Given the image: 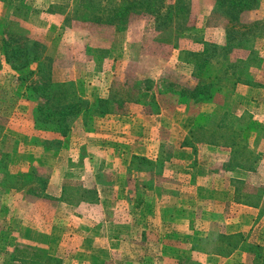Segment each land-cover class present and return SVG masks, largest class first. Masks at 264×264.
Segmentation results:
<instances>
[{
	"label": "rangeland",
	"instance_id": "374dc122",
	"mask_svg": "<svg viewBox=\"0 0 264 264\" xmlns=\"http://www.w3.org/2000/svg\"><path fill=\"white\" fill-rule=\"evenodd\" d=\"M210 1H212V7L207 24L222 28L221 16L218 17L214 1ZM114 2L117 3L118 0ZM166 2L172 4L174 0H166ZM105 4L110 3L97 0H69L66 6H60L58 3L52 5L48 3V0H0V27L5 38L12 37L14 46L36 44L35 50L48 65L44 69L45 75L47 76L51 70V80L54 83L62 79L73 80L75 89L77 88L83 98L92 99L90 92L103 85L107 86L108 94L113 92L124 100L123 114L134 111L132 108H138V106L143 109L145 115L155 114L160 108L157 105L159 101L161 106L164 105L162 102L174 105L176 98L172 94H167L168 90L178 91L180 88H190L194 82L191 77L193 66L190 67L191 74L188 75L189 71L186 72L184 66L176 61V51L173 46L188 48L186 41L201 38L203 30L196 29L194 11L209 6L197 0H190L187 25L191 33L190 37L186 38L189 34L173 35L172 28L164 30L162 28L160 31L161 27L156 26L154 19L145 12L130 14L126 24L122 25L116 21L117 24L108 25L106 22L113 12L108 11L110 7L115 6L112 4L109 7ZM93 16H99L101 22L99 24L93 22L91 20ZM253 20L264 23L262 0H259L253 11L244 16L245 22ZM128 38L131 41H126V39L129 40ZM223 39L224 30L221 42ZM242 47H236L228 55V61L224 64H239V61L242 63L243 60L252 58L249 63L247 61L248 72L245 76L253 79V85L249 87L255 90L249 98L246 89L235 88L236 97L232 99L240 104L239 109L249 108L247 114L253 118L256 116L258 119L254 118L255 120L264 122V34L255 41V53L250 54L249 51L242 50ZM32 69H36L35 64L32 65ZM102 73H112L110 82H107L108 78L107 81H101ZM148 76L154 78L149 79ZM33 78L37 80L40 77L34 74ZM16 85L15 73L7 65L2 66L0 68V98L3 104L0 101V110L9 115L13 122L24 120L26 115H31L33 107L43 104L42 100L32 103L15 100L11 95L15 92ZM257 91L261 92L256 93ZM200 105H203V112L214 111L218 119L220 117L226 119L222 110L212 108L211 104ZM48 107L54 113L58 111L56 103H49ZM9 116L5 118L0 116V127L3 128L0 153L8 155L3 164L0 158V180L4 185L9 184L4 176L5 169L12 174L29 173V175L30 170H33L34 174L32 177L29 176L33 184L24 187L23 191L4 194L2 198L0 192V264H30L28 261L21 263L20 260H23V256H29L28 253H34L30 251L33 247L36 252L51 254L61 262L60 264H162V258H173L172 261H177L174 262L175 264H206V261L208 264H264V141L254 146V151L261 155L260 169L254 174H241L242 177H246L245 181L235 183L241 199L248 201L249 195H259L261 198L260 212L256 219L252 218L251 213H245L241 224H238L235 229H229L230 231L241 229L244 235L240 233L221 236L218 234L220 230L226 232L228 229H225L226 225L222 228L220 224L219 229H213L209 239L203 236L193 237L185 235V232L177 231L180 233L179 246L182 248L169 249L168 242L164 244L163 238L158 239L152 236L158 231L155 213L148 223L150 232L147 238L137 235L141 228L140 221L134 228L125 222V207H129L125 198L127 192L135 191L136 188H128L133 184L125 169L129 156H124L126 153L122 143L117 145L113 142L106 144L109 145L108 147L105 145L96 147L98 149L95 153H91V147L77 152L74 157L76 159L71 164H80L81 168L90 166L91 169H95V173L90 172V176H86L82 184H78L77 179H72V175L69 174L71 178L67 180L76 185L66 184L62 186L59 193L49 194L46 193L52 171L49 165L53 163L55 166H60L63 157H60V164H58L54 156L50 157L41 150L45 147L53 150L58 147L53 143L55 141L46 140L47 137L53 136V131L58 130L52 124H38L40 130L46 131L44 134L40 133V136L46 139L29 140L26 130L17 136V140L10 135L12 130H7ZM190 116L194 118L193 114ZM190 116H187V122L190 121ZM68 122L72 125V118ZM91 124L92 121L88 122L84 128L88 130ZM222 124L225 126L224 122ZM148 125L154 128L152 133H156L162 140L166 138V131L159 130L158 133L157 128L154 127L155 121ZM243 136L246 140L251 138L247 130L243 132ZM85 137L81 135L79 141L87 144L89 142L85 141ZM107 139L112 140V137ZM249 142L251 143L250 139ZM32 145H35V150H39L34 158L28 156V153L18 152L20 147L21 151H27L33 148ZM111 147L112 149H108ZM107 150H109L108 153ZM111 150L114 154L110 155ZM166 151L169 152L171 149L165 147L163 158H160L159 163L150 162L153 164L150 169L155 171V176L160 175L162 159L168 156ZM89 155L95 158L93 163L88 160ZM228 163L231 165L233 161L228 159ZM134 164L137 165L139 162ZM67 165L78 169L76 166H71L69 162ZM228 176L230 174H227L225 178ZM73 177L78 176L75 174ZM94 181L98 183L96 190L90 186ZM156 192V190L153 191V193ZM99 198L101 201L96 203ZM81 202H88L91 206L80 205ZM138 212L139 210L134 214H140ZM154 212H156V205ZM112 219H116L119 225H113ZM131 229L134 230L130 235L132 240L128 241L133 243L134 246L131 248L135 251L127 255L124 252H112L111 249L123 250L130 245L113 240L125 238L126 234L129 236ZM235 235H239L235 238L239 240V243L233 242V245H237L236 247L230 244L232 239L229 241L230 238H228ZM124 238L122 240H125ZM171 246H177V244L171 243ZM191 248L198 253L191 254L188 250ZM212 251H217L219 254L216 252L213 254L220 255V258L211 257L210 259L209 256L213 255Z\"/></svg>",
	"mask_w": 264,
	"mask_h": 264
},
{
	"label": "crops",
	"instance_id": "0c3cea01",
	"mask_svg": "<svg viewBox=\"0 0 264 264\" xmlns=\"http://www.w3.org/2000/svg\"><path fill=\"white\" fill-rule=\"evenodd\" d=\"M68 1L69 0H48V3L52 5L58 3L60 6H66ZM197 2L209 6L208 8H199V10L194 11V16L196 17V29L203 30L200 35V41H195L194 39L188 40L186 41L187 43H185L189 45L188 48L179 46V49L175 50L176 61L184 66L186 72L189 71L188 75L191 74L190 67L192 65L179 60V51L188 50L199 52L203 49L202 42L219 44L223 37V26L222 28H215L207 24L212 1L197 0ZM262 2L264 3V0H262ZM46 17H48V15ZM49 17L52 16L49 15ZM4 39L5 36L2 34L0 27L1 67L5 65L2 60V45ZM128 39L129 40L126 39V41H131L130 38ZM193 47L196 48L194 49ZM102 74L101 81H107L108 78L107 82H110L109 78L112 73ZM148 77L149 79L154 78L153 76ZM56 82L74 83V81L70 79H62L61 81ZM240 88L246 89L245 91L249 98L255 90L252 89V87L245 85H238L236 87L237 90ZM107 89V86L103 85H100L99 89L95 88L93 92H90V96L93 97L92 99L89 97L91 100L83 98L77 88L76 92L79 97L94 103L97 99L109 97L110 94H108ZM260 92L257 91L256 93ZM223 97L224 91L217 92L214 105L221 104ZM235 97V95L232 96L233 99H235ZM248 100L249 99L247 98V101ZM162 104L164 105L161 106L160 101L158 102L157 105L160 108L152 115H145L143 109L138 106V108H132L134 111L129 112L128 114L96 117L92 120V124L89 126L88 130L84 128L82 118L76 117L72 119V125L74 126L69 124L70 131L65 137H62L58 131H53V136H51V138L47 137L46 139L43 136H40V133L44 134L46 131L40 130L38 123H35L32 115L29 114L26 115L24 120L21 119V121L17 120L14 122L8 115L9 121L7 122V130H12L10 135H13L15 139H17L18 135L22 134V131L27 130L29 140L34 138L46 139L48 141H55L53 143L58 145L54 150L47 147H45L44 150L41 148V151L44 154H48L50 157L54 156L56 162H59L58 164H60V157H63L60 166H55L53 163L52 165H49L52 167L46 188V193L48 192L49 194L59 193L62 186L66 184L76 185L74 183H69L67 180L71 178L69 174L72 175V179H77L78 184H82L85 181V177L90 176V172L95 173V169H91L90 166L87 168H81L80 164H71L72 161H75L76 158L74 157L77 152L84 151L83 148L88 149V147H91V153H95L98 149L96 147H103L104 145L108 147L109 145L106 144L113 142L117 143V145H121L122 143L126 153L124 156H129L125 169L129 173L128 178H130L133 184L128 188H136L135 191L132 190L130 193L127 192V197L125 198V201L129 205V207H125V222L130 227L134 228L137 227V224L140 221L141 228L137 235H140L143 238L148 237V233L150 232V230L148 231V223L151 221L154 213L156 220H158V231L153 233L154 235L152 236L158 239L163 238L164 244L168 242L169 249L182 248L179 246L180 233H177V231L185 232V235L187 234L193 237L203 236L209 239L212 235L211 233L213 229H219L218 225L220 224L222 225V228L226 225L225 229H228L226 232L220 230L218 234L221 236L240 233L244 235L241 229H237L236 231H230L229 229H235L238 224H241L245 218V213H251L253 215L252 218L256 219L260 212V205L258 207H253L245 205V203L237 200L238 191L235 183L238 181H245L246 177H242L241 174H254L260 169L259 163L261 162V155L260 160L254 169H242L241 167H238V165H229L228 159L233 160L232 150L229 147L208 143H197L190 146V144H188L190 137L189 133L195 126L198 115L203 112V105H193L187 102L177 103V101L172 106L163 102ZM233 104L235 115L241 116L248 112L249 108L239 109L240 104L236 101H234ZM189 114H193L194 118ZM0 116L2 118L8 117L2 110H0ZM187 116H190V121L188 122L186 119ZM254 118L258 119L256 116ZM183 119L184 121H182ZM152 121H155L154 127L157 128L158 133L159 130L166 131V138L164 140L159 138L156 133H152L154 128L148 125V123H151ZM258 122L264 123L260 120ZM247 131H249L251 136V138H249L251 143L249 142V139H247L248 145L251 150H254L255 135L251 130L248 129ZM113 134L114 136H112ZM81 135L86 136L85 141H88L89 143L86 144L84 141H79ZM108 137H112V140H108ZM117 145H115V149L118 148ZM32 147V149L29 148L27 151H21L20 147L18 152L21 154L28 153V156L34 158L36 153H39V150H35V145H32ZM154 147L157 148L155 149ZM165 147L170 148L171 151H166L168 156L162 159V165L160 164L161 168L159 170L160 175L155 176V171L150 169V166H153L150 162L152 161L156 164L159 163L160 158H163L162 155ZM108 149H112V147ZM108 151L109 150H107V153ZM104 153L106 154V152ZM111 153L114 154V151L111 150L110 155ZM18 157H20V155H18ZM94 159L93 156L89 155L88 160H90L91 163H93ZM68 162L71 166L78 167V169L76 170L72 167H68ZM138 162L139 164H134ZM229 166H231V168H229ZM75 174H77L78 177H73ZM227 174H230V176L225 178ZM244 185L246 184L244 183ZM90 186L93 190H96L98 188V183L94 181ZM155 190L157 192L153 193ZM100 201L99 198L96 200V203ZM84 204L91 206L88 202L80 203V205ZM155 205L156 212H154ZM138 210V213L140 214H134V212ZM112 223L116 226L119 225L117 224L119 222L116 219H112ZM130 231L129 236L126 234L125 238L120 237V240H113L114 242L130 245L123 250H120L119 248L111 249L112 252H124V254L127 255V253L135 251V249L131 248L134 246L133 243L128 241L132 240V236L130 235L134 230L131 229ZM115 237H117V234H115ZM123 238L125 240H122ZM171 243L172 245L177 244V246H171ZM188 250L191 254L198 253V251H195L193 248ZM30 251L36 252V249L33 247V250L31 249ZM214 252L219 254L217 251H212V254ZM41 253L45 256L54 257L47 252ZM176 253H178V250H176ZM32 255L35 256L36 253ZM219 256L220 255L217 256L213 254L209 257L210 259L211 257L220 258ZM161 260L162 264H175L174 262H177L172 261L173 258H162ZM207 262L208 261H206V264H208Z\"/></svg>",
	"mask_w": 264,
	"mask_h": 264
},
{
	"label": "trees",
	"instance_id": "16d2710c",
	"mask_svg": "<svg viewBox=\"0 0 264 264\" xmlns=\"http://www.w3.org/2000/svg\"><path fill=\"white\" fill-rule=\"evenodd\" d=\"M97 1L104 3L107 1L110 4H105V6L110 7L112 4L115 6L114 8L110 7L108 11L110 13L113 11L106 22L108 25L113 26L117 22L122 25L126 24L130 14L145 12L154 19L156 26L161 27L160 31L162 28L163 30L172 28L171 33L173 35L184 36L189 34L186 38L190 37L191 32L187 25L190 15V0H174L172 4H168L166 0H118L117 3L114 0ZM213 1L217 8L218 17L221 16L223 21L224 39L221 44L202 42L203 49L199 52L180 50L179 60L193 66L191 77L194 84L190 88H180L178 91L168 90L167 94L174 95L177 103L211 104L212 108L222 110V114L226 116V119L221 117L218 119L214 111L201 112L195 126L189 133L188 144L190 146L197 143H208L229 147L232 150V161H234L231 165H238L242 169H254L260 160V154L250 149L243 132L248 129L251 130L255 135V146H257L264 141V123L256 121L247 114L248 112L241 116L235 115L232 99L237 85H253V79L245 76L247 75L245 73L248 72L247 65L252 61V58L249 57L242 63L239 61V64L224 63L228 61V55L239 46H243L242 50L249 51L250 54L255 53L254 44L264 34V23L260 20L245 22L244 16L257 7L259 0ZM91 20L97 24L101 22L99 16H93ZM194 40L200 41V39ZM27 45L14 46L11 36L5 38L2 45V60L16 75L17 87L11 96L15 100H25L31 103L43 101V104L33 107L31 115L35 123L52 124L59 134L65 137L70 131L68 120L71 118L81 117L85 125L96 117L123 114L125 102L113 92L108 98H100L91 103L78 96L73 82H52L51 70L46 76L44 69L48 65L44 63V58L39 56L35 50L36 44ZM173 48L178 50L179 45H174ZM34 64L36 65L35 70L32 69ZM213 67L215 69H212ZM34 74H38L40 78L35 80ZM219 91H224V97L221 104L214 105L216 93ZM0 101L3 104L2 98ZM49 103H56L58 111L54 113L49 110ZM223 122L225 126H223ZM2 136L3 128L0 127V138ZM7 157V154L0 153L2 164ZM33 174V170H30L29 175V173L12 174L5 169L4 176L9 184L4 185L0 180L1 198L4 194L21 192L28 185H32L33 181L29 179V176L32 177ZM248 197L250 200L247 201L243 198L242 200L238 194L237 200L245 203V205L259 206L261 202L259 195H249ZM238 237L239 235L228 237L230 238L229 241L232 239L230 242L232 246H237L233 245V242L238 244L239 240L235 239ZM34 253H36L35 256L32 255ZM34 253L23 256V260H20L21 263L25 261L30 264L61 263L54 257L45 256L40 252Z\"/></svg>",
	"mask_w": 264,
	"mask_h": 264
}]
</instances>
